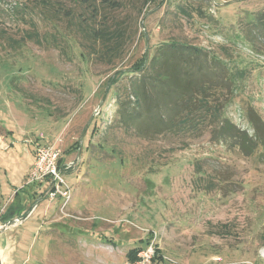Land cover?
<instances>
[{
	"label": "rangeland",
	"instance_id": "1",
	"mask_svg": "<svg viewBox=\"0 0 264 264\" xmlns=\"http://www.w3.org/2000/svg\"><path fill=\"white\" fill-rule=\"evenodd\" d=\"M95 8L0 0L2 264H122L153 234L152 264H264V156L212 141L210 128L193 138L124 127L114 94L142 55L170 41L200 47L245 68L225 111L250 133L243 107L264 122V32L255 25L264 0ZM103 19L120 32L108 52L90 32ZM234 31L258 52L226 42ZM36 141L76 161L63 170L70 200L62 211L61 197L22 187Z\"/></svg>",
	"mask_w": 264,
	"mask_h": 264
},
{
	"label": "trees",
	"instance_id": "2",
	"mask_svg": "<svg viewBox=\"0 0 264 264\" xmlns=\"http://www.w3.org/2000/svg\"><path fill=\"white\" fill-rule=\"evenodd\" d=\"M77 1L94 11L96 1L110 10L118 9L122 2ZM257 19L255 25L264 32V20ZM90 32L93 40L101 42L107 52L114 50L109 47L110 41L120 38V32L109 30L105 19ZM234 32L224 40L258 52L240 31ZM228 60L208 55L200 47L176 41L165 43L150 57L142 55L133 69L128 70L132 75L129 82L115 89L120 123L127 128L135 126L136 130H147L146 133H171L193 138L210 128L212 141H224L229 147H237L245 156L254 153L264 156V122L257 111L253 107H243L247 127L252 130L250 133L226 114L225 110L233 104L234 91L237 90L236 75L243 76L246 71L244 67L235 69L239 61ZM119 77L112 76L111 84H116ZM228 88H231L229 95L223 100L221 91H228ZM34 189L41 195L43 187ZM17 193L16 190L15 196ZM136 250L130 249L126 256L133 260Z\"/></svg>",
	"mask_w": 264,
	"mask_h": 264
},
{
	"label": "built area",
	"instance_id": "3",
	"mask_svg": "<svg viewBox=\"0 0 264 264\" xmlns=\"http://www.w3.org/2000/svg\"><path fill=\"white\" fill-rule=\"evenodd\" d=\"M32 154L33 159L26 184L22 187L27 185L43 187L41 195L43 194L49 201L61 197L63 202L60 210L62 211L70 200V188L63 178V170L74 169L76 161H65L63 151L57 148L55 143L49 142H34ZM156 235L153 234L150 241L142 246L135 259H126L122 264H152Z\"/></svg>",
	"mask_w": 264,
	"mask_h": 264
},
{
	"label": "water",
	"instance_id": "4",
	"mask_svg": "<svg viewBox=\"0 0 264 264\" xmlns=\"http://www.w3.org/2000/svg\"><path fill=\"white\" fill-rule=\"evenodd\" d=\"M19 219H20V218H17V217L14 218V220L17 221V222L19 221ZM10 220H11V219H10ZM8 223H9V222L7 221V223H6L4 226H7ZM0 228H1V226H0ZM0 264H2L1 257H0Z\"/></svg>",
	"mask_w": 264,
	"mask_h": 264
}]
</instances>
